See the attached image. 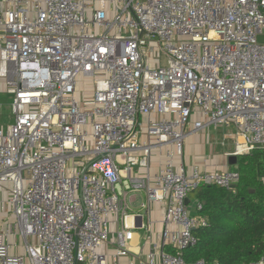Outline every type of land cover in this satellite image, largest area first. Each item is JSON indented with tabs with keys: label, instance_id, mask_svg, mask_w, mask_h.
<instances>
[{
	"label": "built area",
	"instance_id": "built-area-1",
	"mask_svg": "<svg viewBox=\"0 0 264 264\" xmlns=\"http://www.w3.org/2000/svg\"><path fill=\"white\" fill-rule=\"evenodd\" d=\"M260 36L264 0H0V264H207L184 258L206 224L186 199L240 173L176 158L211 127H233L236 156L264 148ZM141 193L164 206L145 256Z\"/></svg>",
	"mask_w": 264,
	"mask_h": 264
},
{
	"label": "trees",
	"instance_id": "trees-1",
	"mask_svg": "<svg viewBox=\"0 0 264 264\" xmlns=\"http://www.w3.org/2000/svg\"><path fill=\"white\" fill-rule=\"evenodd\" d=\"M232 170L240 173L232 188L200 186L191 193L202 205L197 215L206 224L194 230L198 243L184 252L188 262L200 259H205L207 264L264 262V183L261 181L264 148L238 155ZM164 249L175 252L170 246Z\"/></svg>",
	"mask_w": 264,
	"mask_h": 264
},
{
	"label": "crops",
	"instance_id": "crops-1",
	"mask_svg": "<svg viewBox=\"0 0 264 264\" xmlns=\"http://www.w3.org/2000/svg\"><path fill=\"white\" fill-rule=\"evenodd\" d=\"M215 146L216 144H210L209 141H206L204 132L192 135L188 137L185 142L183 156L176 158V164L183 165L189 170L193 166H199L203 170L225 169V162L220 161L218 156H212V154L217 151ZM157 165L158 158H154L153 170H156ZM139 197L142 198L140 201H144L146 199L145 194H138L135 201L132 203L133 207L135 206L134 204L138 201ZM139 212L142 213L140 217ZM143 212L144 211L140 209L133 210L131 213L132 216L129 217V219H132L133 224L130 226L128 225V222L127 226L134 232L131 250L135 254L145 256L154 250V246H160L161 240L159 235L163 229L162 217L164 214V206L157 203L152 206L149 212ZM129 259L130 258H124V263H126Z\"/></svg>",
	"mask_w": 264,
	"mask_h": 264
},
{
	"label": "rangeland",
	"instance_id": "rangeland-1",
	"mask_svg": "<svg viewBox=\"0 0 264 264\" xmlns=\"http://www.w3.org/2000/svg\"><path fill=\"white\" fill-rule=\"evenodd\" d=\"M161 62L162 64H166V56L162 55L161 56ZM84 84L82 83V87ZM84 92V96H90L91 95V90L89 87H83L82 90ZM83 95V94H82ZM11 102H12V97L5 92H0V128L6 127L8 125L13 117L11 114ZM235 130L233 127H217V128H209L204 132L206 141H209V143H214L216 144L215 149L219 152H214L212 156H218L220 161L225 162V169H232V164L229 162L233 160L232 157L236 156L235 155V135L237 136V132H234ZM221 151V152H220ZM82 161V157H75L74 162L76 164L80 163ZM191 197V204L189 206V214L191 216L197 215V211L195 208V204L197 203V200L193 197V195H190ZM141 197H139L138 201L134 204V210H138L140 203L143 201ZM137 205V206H136ZM140 213V212H139ZM145 213V210L144 212ZM142 215V213L139 214V217ZM132 215L130 214L128 216L127 224L132 225L133 221L132 219H129ZM112 238V237H111Z\"/></svg>",
	"mask_w": 264,
	"mask_h": 264
},
{
	"label": "water",
	"instance_id": "water-1",
	"mask_svg": "<svg viewBox=\"0 0 264 264\" xmlns=\"http://www.w3.org/2000/svg\"><path fill=\"white\" fill-rule=\"evenodd\" d=\"M259 41H262V42H264V36H260L259 37ZM233 158V160H231V161H229L231 164H234L235 162H236V158H237V156H234V157H232ZM190 201H191V199L190 198H187L186 199V204L188 205L189 203H190Z\"/></svg>",
	"mask_w": 264,
	"mask_h": 264
}]
</instances>
